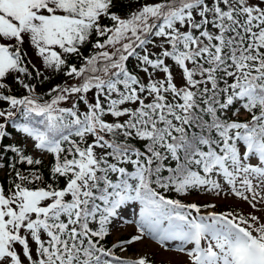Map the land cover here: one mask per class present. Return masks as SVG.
Instances as JSON below:
<instances>
[{
  "label": "snow or ice",
  "instance_id": "snow-or-ice-1",
  "mask_svg": "<svg viewBox=\"0 0 264 264\" xmlns=\"http://www.w3.org/2000/svg\"><path fill=\"white\" fill-rule=\"evenodd\" d=\"M149 238L264 264V0H0V264H153L123 255Z\"/></svg>",
  "mask_w": 264,
  "mask_h": 264
},
{
  "label": "rangeland",
  "instance_id": "rangeland-1",
  "mask_svg": "<svg viewBox=\"0 0 264 264\" xmlns=\"http://www.w3.org/2000/svg\"><path fill=\"white\" fill-rule=\"evenodd\" d=\"M58 81L54 80L53 83H56ZM44 87H47L45 85ZM199 198V197H196ZM209 199H214L216 200V203L218 202L217 205H220L219 203H225L226 207L228 206L229 208H232V205L239 206L238 208H243L245 212L249 211L247 210V205L242 204L238 201H236L234 198L231 196L226 197V198H208ZM231 206V207H230ZM126 216V219L129 221L128 223H125L123 220H117L114 226H117L116 228V234L115 238L120 237L121 233L123 232H131V227L129 226L131 223H134L137 219V209L135 207H127L126 211L123 213ZM178 243V242H175ZM172 247V246H171ZM142 253H147L154 255V258L157 259L158 262L164 263L165 264H184V261L186 260L185 257L182 255L176 253L175 251H165L161 248H159L154 241H152L150 238L146 239L143 243H138L134 245V252L132 253H123V255H126L128 257H132L134 255H139Z\"/></svg>",
  "mask_w": 264,
  "mask_h": 264
},
{
  "label": "trees",
  "instance_id": "trees-1",
  "mask_svg": "<svg viewBox=\"0 0 264 264\" xmlns=\"http://www.w3.org/2000/svg\"><path fill=\"white\" fill-rule=\"evenodd\" d=\"M173 198H179V199H182L184 202H186V203H190V202H193L191 199V197L190 198H186V197H176L175 196V194H170ZM197 203H200V202H198V201H196ZM201 204V203H200ZM118 241V240H117ZM113 242H116V241H114L113 240V237H112V235H110L109 236V238H108V245L110 246Z\"/></svg>",
  "mask_w": 264,
  "mask_h": 264
}]
</instances>
